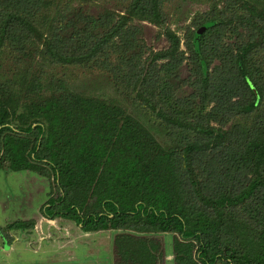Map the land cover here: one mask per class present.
Instances as JSON below:
<instances>
[{
  "label": "trees",
  "instance_id": "trees-1",
  "mask_svg": "<svg viewBox=\"0 0 264 264\" xmlns=\"http://www.w3.org/2000/svg\"><path fill=\"white\" fill-rule=\"evenodd\" d=\"M115 1L94 15L0 0V56L13 62L0 78V168L52 179L45 216L118 230L115 264H165L167 233L174 264H264V0H197L210 8L184 38L166 26L171 0ZM139 21L168 48L150 47ZM185 60L192 91L178 97ZM74 69L105 74L125 104L73 89Z\"/></svg>",
  "mask_w": 264,
  "mask_h": 264
},
{
  "label": "rangeland",
  "instance_id": "rangeland-1",
  "mask_svg": "<svg viewBox=\"0 0 264 264\" xmlns=\"http://www.w3.org/2000/svg\"><path fill=\"white\" fill-rule=\"evenodd\" d=\"M58 1L70 2L75 7L83 5L85 10L94 15L106 8L113 10L120 8L115 0ZM259 5L261 6L262 2H259ZM209 8L210 4L206 1L171 0L164 7L167 16L166 26L184 38L187 27L192 24L195 17ZM137 24L142 30L141 36L150 47L156 51L168 48L166 37L159 36L162 28L146 21H139ZM181 46L186 49L183 41ZM12 63L7 55L0 56V78L9 75ZM217 63L215 60L214 64ZM190 75V61L185 60L172 79L178 97L191 93ZM68 80L75 90L119 98L124 103L123 98L116 95L114 86L105 74L96 70L83 72L81 69H74ZM126 104L129 105L128 102ZM130 109L135 111L136 116L146 117L132 104ZM147 123L154 134L165 143L166 138L159 127L151 121ZM57 195L51 178L49 180L41 177L37 172L30 170L12 171L0 168V229L6 228L16 220L33 219L36 225L31 230L12 229L3 232L7 241L2 247L3 240L0 236V264H115L114 237L118 230L110 228L86 231L70 218L45 216L43 213L45 203L48 198L52 196L55 198ZM169 234L161 237L166 252L165 264H174L172 252L175 234Z\"/></svg>",
  "mask_w": 264,
  "mask_h": 264
},
{
  "label": "crops",
  "instance_id": "crops-1",
  "mask_svg": "<svg viewBox=\"0 0 264 264\" xmlns=\"http://www.w3.org/2000/svg\"><path fill=\"white\" fill-rule=\"evenodd\" d=\"M35 227H36V225H35ZM0 236H1L2 240H3V241L1 242L2 245H3L2 247H4L5 244H6V241H7V240H6V238H4V237L2 236V234H1Z\"/></svg>",
  "mask_w": 264,
  "mask_h": 264
}]
</instances>
